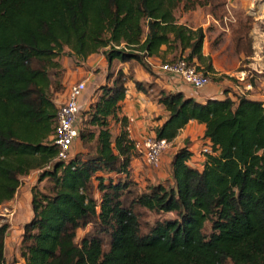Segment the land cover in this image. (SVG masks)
Listing matches in <instances>:
<instances>
[{
    "label": "trees",
    "instance_id": "obj_1",
    "mask_svg": "<svg viewBox=\"0 0 264 264\" xmlns=\"http://www.w3.org/2000/svg\"><path fill=\"white\" fill-rule=\"evenodd\" d=\"M206 2L214 8L226 0ZM179 3L0 0V206L14 198L20 178L33 170L41 171L39 182L52 183L48 195L30 189L32 216L19 246L24 264H264V105L246 97L234 100L230 89L222 99L200 103L154 82L148 59L158 58L162 47L176 52L170 63L185 57L214 83L234 81L213 76L211 60L202 53L203 30L175 21ZM247 40L234 41L237 55L248 56ZM64 47L82 60L102 51L107 64L105 82L81 113L79 141L84 150L94 143L93 153L78 152L67 162L56 160L58 149L50 141L57 106L49 94V70ZM114 61L137 63L152 82L135 80L132 66L111 73ZM130 82L144 94L156 89L157 103L168 114L154 129L156 139L172 142L190 121L205 126L203 138L213 154L197 169L188 165V147L180 148L171 161L172 186L130 189L134 142L126 118L119 117ZM111 121L121 125L114 139ZM140 209L176 218L158 221L142 234ZM206 222L210 235L203 231ZM89 225L77 242L78 231ZM8 231L9 224L0 223V264H6Z\"/></svg>",
    "mask_w": 264,
    "mask_h": 264
},
{
    "label": "rangeland",
    "instance_id": "obj_2",
    "mask_svg": "<svg viewBox=\"0 0 264 264\" xmlns=\"http://www.w3.org/2000/svg\"><path fill=\"white\" fill-rule=\"evenodd\" d=\"M206 1L207 0H180L179 6L176 7L173 12L176 23L184 25L192 30H196L198 28L203 30L206 39H204L203 42L202 53L205 57H208L211 60L214 73H221L222 77L224 75L228 77L227 75L244 69L246 65L252 62L251 59L255 56V54H257L261 60L257 61L254 67L261 73L253 72L244 82L241 83L237 80H229L231 82L230 85L238 87L235 90L230 89V96L234 100H237L239 97L251 98L256 101H260L264 105V8L263 18L256 22L253 16L247 14V6H245L247 5L245 4L246 0H237L229 11L227 10L225 3L212 8ZM192 4L194 6H192ZM213 15L217 18H215L217 23H213L211 19L207 17ZM224 16L227 17L225 20ZM145 28V23H143L144 31ZM246 37L248 38L247 43H249L250 46V53L247 57L244 56L243 53L237 55L234 51L233 43L238 38L245 39ZM101 54L102 51L92 54L93 56L91 57L90 63H96L94 66L87 63V58L89 56L85 60H82L76 57V55L68 47H64L63 51L54 58L51 63L52 66L49 70L51 84L49 94H51V98H53L56 106L61 103L63 97L67 94L66 91H68L71 82H79L83 79V75L84 77L86 76L87 72H95V74L103 72L99 68L101 64L97 62L101 58ZM175 54V51H167L166 53L163 51L158 58L160 60L171 59ZM137 65L138 64L135 62L132 64H120L114 61L110 71L111 73H115L117 68H121L124 72H127L128 66H132L133 77L137 80L134 72V67ZM128 75H131V73L129 72ZM138 81L150 83L145 80L143 81L138 79ZM248 83L251 85V89L245 90V85ZM95 85L96 80L93 84L90 82L88 87ZM146 95L157 103L156 89L152 91L150 90ZM81 113H83V111ZM110 131L113 139L120 131L114 121H111L110 123ZM200 141L202 142V139L198 138L193 142H188L187 145L195 152L200 148ZM93 146L94 143H89L88 150H84L82 149L79 141V144L78 142L74 143L73 148L76 153H88L90 151L92 154ZM131 154L132 159H134L133 163H130L129 174L130 179L133 182V186H131L130 189L133 192L141 193L146 191L149 187L158 184L172 186L171 168L168 163L163 164L161 162L159 169H153L145 165L141 157L134 150ZM195 164L196 163H192L190 166L195 167ZM40 173L41 171L39 170H33L29 173V175L21 177V184L13 198V201H9L10 203L7 202L0 206V223L7 222L9 224V229L10 227H13L14 231L12 236L14 238L17 237L16 235H19L18 231L20 232V227H23V225L28 222L32 216L30 209L31 187L36 186L43 194H49L52 183L48 179H44L39 182L38 176ZM102 175L108 177L110 176L119 180L124 179V176L122 175L106 173H103ZM96 185V181H93L92 196L94 200L98 202L101 198V194L96 189ZM174 218H176L174 213H155L145 209L139 210L140 228L142 234H145L156 222ZM90 230V225L84 230H79L76 241L78 242L81 237ZM203 231L206 235H210L212 233L211 222L205 223ZM15 251H17V249H15Z\"/></svg>",
    "mask_w": 264,
    "mask_h": 264
},
{
    "label": "crops",
    "instance_id": "obj_3",
    "mask_svg": "<svg viewBox=\"0 0 264 264\" xmlns=\"http://www.w3.org/2000/svg\"><path fill=\"white\" fill-rule=\"evenodd\" d=\"M237 0H226L225 6L229 11L233 4ZM245 1V0H244ZM245 4L246 1H245ZM247 6V5H245ZM213 23H217L215 20V16H207ZM224 16V20H225ZM217 19V18H216ZM227 20V19H226ZM209 21V20H208ZM227 29V28H226ZM224 30V29H223ZM206 39V38H205ZM162 51L165 50V47L161 48ZM102 55V54H101ZM90 55L87 58V63L94 66L96 63L91 62ZM171 59H166L165 62L167 63ZM99 62L100 69L103 71L100 74H95V72H87L86 76H82L83 79L87 78L91 74L90 82L93 84L96 80V85L87 87V91L84 93L83 98L80 101L81 108L85 110L91 102V98L93 95V91L105 82V74L107 70V64L104 56L102 55L101 58L97 61ZM148 63L150 64L152 71L155 75L154 82L163 90L171 91V92H181L184 94L185 97L193 98L195 101L204 103L206 100L209 99H222L224 97V90L225 89H232L235 90L238 87L230 85V81L228 79L221 80L220 82H212L209 86L205 87L202 90L196 91L189 86L186 85H178L175 80H172V77L169 76L167 72H164L161 69V65L163 62L159 58H150L148 59ZM165 64V63H164ZM135 78L137 80H145L147 82H151L152 77H150L140 66L134 67ZM81 75V74H80ZM221 73H214V77H220ZM97 77V78H96ZM81 79V78H80ZM82 79V80H83ZM73 82H71L72 84ZM67 92V91H66ZM230 95V94H229ZM251 99V98H248ZM254 100V99H251ZM168 116L167 112L164 110L163 106L154 102L148 95L137 91L134 88L133 83L127 84V92L124 100L121 103V110L119 112V117L126 118L127 120V129L129 131V138L131 140H140L144 137L155 136L154 129L160 126L166 117ZM118 128L120 129V123L114 122ZM126 129V128H125ZM205 130V126L202 124H198L195 121H190L177 135V137L169 144V148L164 152L162 156V163H168L171 168V161L173 156L177 152L178 149L185 147L188 142H193L194 140L202 139L200 141V146L207 142L206 139L203 138V132ZM79 144V140L76 141ZM186 144V145H185ZM188 146V145H187ZM189 151L192 153V156L188 162L190 166L192 163H196L194 168H201V164L204 161V157L199 155L198 151H195L188 146ZM132 158V156H131ZM134 159V158H133ZM133 159L131 164L133 163ZM191 163V164H190ZM13 201V199L11 200ZM10 201V202H11ZM8 202V203H10ZM12 226V225H11ZM13 227H10L7 237L5 239V260L6 264H24V261L21 259L19 255V246L21 242V234H22V227H20V232L18 231L19 235L14 238L13 235ZM17 249V251H15ZM9 250V252H8Z\"/></svg>",
    "mask_w": 264,
    "mask_h": 264
},
{
    "label": "built area",
    "instance_id": "obj_4",
    "mask_svg": "<svg viewBox=\"0 0 264 264\" xmlns=\"http://www.w3.org/2000/svg\"><path fill=\"white\" fill-rule=\"evenodd\" d=\"M246 3L247 14L253 16L256 22L263 18L264 0H246ZM259 60H261V58L255 54L251 59L252 62L246 65L244 69L238 70L227 76L240 83L244 82L253 72L261 73L254 67ZM160 67L164 72H167L169 76L172 77V80H175L179 86L186 85L199 91L209 86L211 83L210 76L205 75L202 70H198L196 65L189 64L185 57H178L174 62H167ZM89 75L90 76L79 82L72 83L67 94L57 106L55 127L53 134L50 137V141L52 145L56 146L58 149L56 157V160L58 161L67 162L76 154L73 145L79 140L81 110H83L80 101L90 83V77L92 75ZM250 89L251 85L249 83L246 84L245 90ZM125 130L129 134L127 127ZM132 141L134 142L133 150L141 157L145 165L153 169L160 168L162 156L171 143H168L165 140H158L155 136L144 137L140 140ZM198 153L204 157V160L206 155L213 154L212 144L209 140L200 146ZM203 163L204 161L202 162L201 167Z\"/></svg>",
    "mask_w": 264,
    "mask_h": 264
},
{
    "label": "bare ground",
    "instance_id": "obj_5",
    "mask_svg": "<svg viewBox=\"0 0 264 264\" xmlns=\"http://www.w3.org/2000/svg\"><path fill=\"white\" fill-rule=\"evenodd\" d=\"M259 48V47H258ZM261 49V48H260ZM262 52V51H261ZM260 53V52H259Z\"/></svg>",
    "mask_w": 264,
    "mask_h": 264
}]
</instances>
